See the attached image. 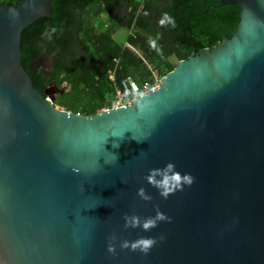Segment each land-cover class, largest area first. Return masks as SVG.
<instances>
[{
	"label": "water",
	"instance_id": "95a60500",
	"mask_svg": "<svg viewBox=\"0 0 264 264\" xmlns=\"http://www.w3.org/2000/svg\"><path fill=\"white\" fill-rule=\"evenodd\" d=\"M221 2L242 7L230 36L92 115L22 65L52 0L0 5V264H264V0ZM169 162L193 183L164 199L145 177ZM157 209L170 221L124 227ZM141 237L157 240L147 255L121 247Z\"/></svg>",
	"mask_w": 264,
	"mask_h": 264
},
{
	"label": "trees",
	"instance_id": "16d2710c",
	"mask_svg": "<svg viewBox=\"0 0 264 264\" xmlns=\"http://www.w3.org/2000/svg\"><path fill=\"white\" fill-rule=\"evenodd\" d=\"M241 10L221 0H52V15L22 33V65L41 92L64 87L55 105L92 115L112 107L116 84L129 76L152 85L179 60L230 36ZM120 28L127 29L122 42Z\"/></svg>",
	"mask_w": 264,
	"mask_h": 264
},
{
	"label": "clouds",
	"instance_id": "9594fccd",
	"mask_svg": "<svg viewBox=\"0 0 264 264\" xmlns=\"http://www.w3.org/2000/svg\"><path fill=\"white\" fill-rule=\"evenodd\" d=\"M147 182L159 190L160 195L167 199L170 194L175 193L177 190H183L184 186H191L193 183V177L191 174H181L176 170L174 163H167L163 168L151 169L149 174L145 177ZM138 195L145 201H150L152 197L146 193V190L141 187L138 190ZM125 225L127 228H142L144 231H150L158 226L161 221H170L164 213L157 209L155 217L141 218L138 215H124ZM164 237L161 236L160 239ZM116 240V236L110 237L108 251L110 253H116L115 244L112 241ZM157 240L154 238L141 237L135 241L124 240L121 242V247L124 249H131L132 251H140L147 255L150 250L156 245Z\"/></svg>",
	"mask_w": 264,
	"mask_h": 264
},
{
	"label": "built area",
	"instance_id": "2783aa9c",
	"mask_svg": "<svg viewBox=\"0 0 264 264\" xmlns=\"http://www.w3.org/2000/svg\"><path fill=\"white\" fill-rule=\"evenodd\" d=\"M110 79L114 80V71L110 70ZM160 83V79H158L154 84H149L146 83L143 86H140L136 83L135 80L132 79V77H128L127 79L123 80L121 84H116V95H117V100L116 102L112 105V107H117V106H126L132 103V100L148 90L155 88L158 86ZM110 107H104L103 109H107Z\"/></svg>",
	"mask_w": 264,
	"mask_h": 264
},
{
	"label": "rangeland",
	"instance_id": "374dc122",
	"mask_svg": "<svg viewBox=\"0 0 264 264\" xmlns=\"http://www.w3.org/2000/svg\"><path fill=\"white\" fill-rule=\"evenodd\" d=\"M118 32H119L118 34H115V38H116V40H118L119 42H122V41L124 40V38H125V34L127 33V29H126V28H120ZM42 63H43V62H42ZM46 64H47V63H46ZM112 71H114V70H112ZM155 75H156V72H155ZM57 93H58V92H56V94H57ZM57 106H59L60 108L65 109L64 107H61L60 105H57Z\"/></svg>",
	"mask_w": 264,
	"mask_h": 264
},
{
	"label": "flooded vegetation",
	"instance_id": "af4514ba",
	"mask_svg": "<svg viewBox=\"0 0 264 264\" xmlns=\"http://www.w3.org/2000/svg\"><path fill=\"white\" fill-rule=\"evenodd\" d=\"M52 85H53V84H52ZM54 86H55V85H54ZM47 87H48V86H47ZM47 87H46V88H47ZM55 87H56V86H55ZM46 88H45V89H46ZM45 89H44V90H45ZM56 89H58V88L56 87Z\"/></svg>",
	"mask_w": 264,
	"mask_h": 264
}]
</instances>
